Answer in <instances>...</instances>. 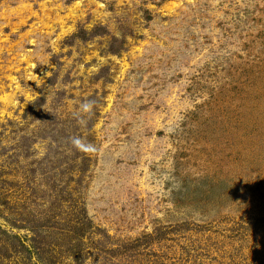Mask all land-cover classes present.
Wrapping results in <instances>:
<instances>
[{
	"label": "rangeland",
	"instance_id": "374dc122",
	"mask_svg": "<svg viewBox=\"0 0 264 264\" xmlns=\"http://www.w3.org/2000/svg\"><path fill=\"white\" fill-rule=\"evenodd\" d=\"M0 264H264V0H0Z\"/></svg>",
	"mask_w": 264,
	"mask_h": 264
},
{
	"label": "clouds",
	"instance_id": "9594fccd",
	"mask_svg": "<svg viewBox=\"0 0 264 264\" xmlns=\"http://www.w3.org/2000/svg\"><path fill=\"white\" fill-rule=\"evenodd\" d=\"M95 106V101H85L81 104V109L84 113H91L93 108ZM70 144L79 151H85V152H95L97 151L96 147L91 144L87 143L83 138L79 136H72L69 137Z\"/></svg>",
	"mask_w": 264,
	"mask_h": 264
}]
</instances>
